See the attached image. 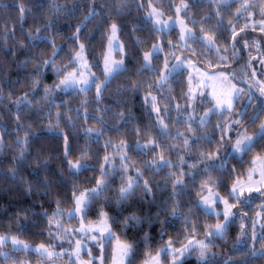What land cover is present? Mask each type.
<instances>
[{
  "label": "trees",
  "instance_id": "obj_1",
  "mask_svg": "<svg viewBox=\"0 0 264 264\" xmlns=\"http://www.w3.org/2000/svg\"><path fill=\"white\" fill-rule=\"evenodd\" d=\"M186 1L189 7L182 16L187 24L198 32L203 28L214 33L219 51L209 50L198 39L182 48L178 45L177 29L159 33L147 19L149 4L165 14H173L172 6L181 0H0V138L3 142V151L0 152V235L35 245L52 244L56 239L49 219L57 212L58 205L62 214L74 206V193L95 187L106 154L112 160L108 167L110 175L106 178L110 188L89 205L83 222L98 221L101 209L107 213L109 227L114 234L103 246L107 260L112 254L114 241L119 240L134 246L133 255L129 258L132 264H145L149 255H154L166 241L182 244L189 238H204L208 227L221 219L206 213L200 206L201 194L205 192L201 186L209 180L215 182V187L212 183L208 187L232 202L228 192L237 179L246 175L252 159L264 155V137L254 141L255 147L251 151H245L239 157L228 156L222 169L219 167L220 159L201 162V154L214 153L218 157L222 145L234 141L243 131L254 133L264 119V103L256 98L257 87L250 79L252 67H248L249 62L252 65L264 58V34L251 31L249 26V30L241 35L259 41L260 52L256 47L245 48L242 43L236 51L231 47L228 22L232 21L237 28L249 24L252 16L249 13L253 7L247 11L241 9V15L237 17V10L244 0ZM21 7L25 9L23 19L20 18ZM93 9L94 15L89 16ZM86 16L88 20H85ZM112 22L119 28L125 67L109 79L100 102L96 101L94 87L87 93L57 89L55 85L74 56L73 49L78 48V43H73L72 39L78 26H82L79 43L85 44L86 59L98 80H103L102 55ZM30 33L32 39H29ZM159 39L165 54H169L171 47L176 54L192 59L199 68L223 71L242 86L244 92L239 95L230 114L231 120L241 116V124L233 123L229 139L225 136L224 124L220 122L222 115L212 114L204 125L198 122V117L208 105L204 98L197 99L195 117L189 115L185 71H179L160 83L163 54H157L153 59V71L141 70L144 52ZM54 47L59 49L55 56ZM221 56H226L227 60H221ZM49 59L55 64L40 69L41 83L33 91L31 77L40 61ZM243 79L253 88L245 86ZM134 83L139 85L136 89L131 87ZM45 87L52 89L50 94L46 95ZM25 93L31 104L17 106L14 102ZM153 96L158 113L153 110ZM85 99L88 101L86 111L82 107ZM86 114L88 119H85ZM17 115L21 117L19 124ZM101 117L103 124L97 122ZM88 128L93 131L86 132ZM137 129H142L146 135L137 134ZM97 131L101 133L99 136ZM178 133L183 135L178 136ZM25 135L28 137L26 151L25 145L17 143L18 140L23 141ZM65 136L71 146V159L81 158V163L87 167L70 171L64 155ZM184 137L188 138L187 145L183 144ZM149 139L155 140L159 147H144ZM121 141L124 142L123 148L120 147ZM138 143L140 147H137ZM22 151L24 159L20 161ZM125 154L127 163L135 167L121 169L120 157ZM161 154L173 166L154 171V158L155 164L161 163ZM181 157L185 161L183 164ZM176 166L186 175L182 191L175 197L177 206L173 215L172 184L167 177L170 172L178 171ZM137 169L153 185L151 195L146 196L138 188L133 197L118 205L116 201L122 177L125 180L128 176L135 177ZM29 187L30 192L26 191ZM241 200L250 202L233 209L234 212L243 209L241 216L233 218L235 222L230 224L225 239L213 240L214 255L206 264H225V261L228 264H264V225L261 232L257 226L254 230L252 227L260 210L264 223V196L256 192L249 196L246 192ZM133 214L140 217L141 222L125 225L124 218ZM241 217L247 238L237 242ZM63 223L75 226L77 219L71 218ZM255 231L257 238L254 240ZM73 234L78 235L76 232ZM4 251H8L10 256L5 257ZM253 251L257 254L252 255ZM31 257L39 258L34 254L13 251L9 245L0 246V264L21 262ZM180 264H200L198 253L193 251Z\"/></svg>",
  "mask_w": 264,
  "mask_h": 264
},
{
  "label": "snow or ice",
  "instance_id": "obj_2",
  "mask_svg": "<svg viewBox=\"0 0 264 264\" xmlns=\"http://www.w3.org/2000/svg\"><path fill=\"white\" fill-rule=\"evenodd\" d=\"M95 2V0H93ZM149 7H152L151 4ZM189 5L188 3L185 2V0H181L180 5L176 8V12L179 15V13L184 10L188 9ZM249 7H254L253 5H249L246 0L241 3V8L237 10V17L241 15V9L247 11ZM25 9L23 7L20 8L21 12V19H23V13ZM220 13L217 12V15ZM94 15V9L89 12V16ZM149 18L154 20V23L158 27V30H163V26L167 24L166 21H163L161 19L162 17V12L158 11L155 7H152V11L149 12ZM249 16H251V13H249ZM260 19L259 21H253L251 24V31H259L261 34H264V8L261 9L260 11ZM88 16L85 17V20H88ZM179 23L181 24V40H185L187 37L188 39L192 38V29L188 28L187 25L184 24L183 20H180ZM220 22H218L219 24ZM258 25V26H257ZM81 27L78 26L75 30V34L73 39V43H78V48L73 49L74 51V56L69 60V64L65 66L64 69V74L63 77L59 80L58 84L55 85V87L61 91L67 90L69 87H75L76 85H81L79 88V91L81 93H87L88 90L92 87L96 89V101L97 103L100 102V97L103 95V91L106 88L109 79L112 78L116 73L121 72L124 70V59L123 56H121L120 59H115L112 56L113 51H117L120 53L124 52L123 45L119 43L118 41V32L119 28L117 23L112 22L108 28V36H107V52L103 53L102 58L104 61V75L105 79L103 81L98 80V78H95V75L91 73V69L89 67L88 61L85 56V44L84 43H79L80 41V32H81ZM228 27L231 31V36H230V41H231V47L235 49L236 51H239L238 45L243 44L245 48L247 47H256L257 52H260V47H259V41H253L251 38L242 36L241 33H245L247 30H249V25L246 23L243 27L237 28L236 25L232 23V21L228 22ZM201 32L203 35L199 37V39L202 41V43L206 44L207 48L209 50L216 49V51H219V49L216 47L217 45V38L214 33H210L206 31L205 29H201ZM11 35V33H10ZM239 37V39H237ZM7 38V37H6ZM33 36L30 33L29 34V39H32ZM57 51L59 49H55L53 51V56L56 55ZM163 51V48L161 47L160 44H154L152 47L148 50L145 51L143 54V61L144 63L141 65V70L142 71H153L151 65L152 61L154 58H156L157 53ZM225 51H227V46L225 47ZM193 55H195V50H192ZM251 55V54H250ZM178 63L174 64L169 68L168 61H165L164 64V73L160 76L161 80H166L167 75H169L171 72L178 70L180 67L183 66L184 61L180 60L179 57L176 58ZM221 60L226 61L227 57L226 56H221ZM252 59H256V57H252ZM261 64H264V58H261L259 61ZM189 63H191L189 61ZM55 61L54 60H42L40 63L37 65V70L36 73L33 77H31L32 80V89L35 91V89L40 85V76H41V68H46L51 65H54ZM78 65V67H76ZM248 67H252L251 63L249 62ZM87 72V75H86ZM57 73L60 74V70L57 69ZM255 72L253 71L252 75L255 76ZM220 75H224L221 73ZM91 77V79L89 78ZM216 77L215 73H210L209 78L214 79ZM139 85L137 84H132L131 87L132 89H136ZM151 87V85L149 86ZM52 91L51 88L45 87V93L50 94ZM191 91V89H189ZM261 95H264V87L260 89ZM238 95V93H237ZM2 99V97H0ZM155 97H152L153 101V110L156 111L157 113L159 112V109L155 105ZM14 103L17 104V106L23 104L25 106L31 104V100L28 99V94L25 93L23 97H21L19 100L15 101ZM222 103L227 104V108L231 110L232 108V103L231 100L227 101H218L217 102V107H220ZM88 101L87 99L82 101V107L85 108L87 107ZM179 107V106H178ZM100 111H104L103 109H100ZM211 111V110H210ZM77 115H79V110L77 111ZM117 115L122 116V113H117ZM242 115V114H241ZM208 116V113L204 114V117L201 118V124L203 125L206 123L205 118ZM89 117L87 114L85 115V119H88ZM92 119H96V117H91ZM18 124L21 122V117L17 115L16 117ZM98 123L103 124V118H99L97 121ZM160 123L163 125V121L160 120ZM233 123L235 124H241L240 120H234ZM166 127V125H164ZM86 132L91 133L93 131L92 128H88L85 130ZM137 134H145L143 133L142 129H137ZM191 131V129H189ZM101 133L97 131V136H99ZM182 133H178V136H182ZM261 137H264V124L260 125V132L257 134ZM223 140V137H221ZM211 142V141H209ZM18 144L22 143L25 145L24 151H26V146L28 144V137L25 135L23 141L18 140ZM189 143L188 138L184 137L183 139V144L187 145ZM149 145H154L155 147H159V144L156 143L155 140L149 139L147 144L144 145V147H148ZM120 147H124V142L121 141ZM137 147H140L139 143L137 144ZM155 147L153 148V151H155ZM255 147L253 143V137L247 136V135H242L239 138L236 139L235 141V146H234V151L236 152H245V151H251L252 148ZM3 151V142L2 138H0V152ZM24 151L21 152V155L19 157L20 161H23L24 159ZM217 152H219V149H217ZM71 146L68 142V137H64V155L67 160V163L69 164L70 171L75 170L79 171L80 169L87 167V165H84L81 163V158L76 159L73 161L71 159ZM86 155V154H85ZM121 159V169L122 170H127L129 167H135L134 165H130L127 163V155H122L120 157ZM206 159H220V164L219 167L222 169L225 167L226 162H227V155L224 157L220 158L217 157L214 153H202L201 154V162H203ZM259 159V158H258ZM160 160L161 163L155 164V158L153 162V168L155 170H160L165 167H172L171 161L167 160L164 158V156L161 154L160 155ZM185 163L183 160V157H181V164ZM255 163V161H253ZM112 160L110 157L106 154L104 156V161L103 164L101 165V170H100V177L96 180L95 187L89 188L84 191H80L78 193L73 194V199H74V208L73 211L69 213V217H74V215L79 214L83 219L85 218V213L88 210L89 205L98 200L101 196L104 195V193L110 188V185L107 184L106 178L110 175L108 171V167L111 166ZM177 172H170L168 174L167 180L171 182L172 184V196L170 199L173 200V215H175V197L179 194L180 191H182V186L184 185V179L183 177L186 175V173L179 167ZM190 167H195V165H191ZM208 167H214L212 165H209ZM206 170V169H205ZM15 168L12 169L13 176H15ZM255 171V169H253ZM141 181L143 183L141 184ZM212 183L213 187H215V182L213 181H208L205 184H203L201 187L207 188L208 195H203L201 194V201L203 206L205 207L206 211L208 209H211L215 211L214 205L217 203H221L224 205V210L222 213L216 212V216L220 217L222 215L223 219L222 222L218 220L217 223L214 225H211L208 227L207 231L205 232V240H191L189 239L186 244H183L182 246L176 247L172 244L171 241L168 242V244L165 246V248L161 249L160 252H157L155 256H152L151 254L149 255L148 260L145 261V264H160V257L162 254L165 255V258L167 257V253L169 250H171L172 254V261L171 264H180V261L182 258L189 252L195 251L198 253V258L200 261V264H206L207 261L210 260V258L214 255L212 253V247L214 246L213 240L216 238L220 239H225L228 228L230 224H233L235 220L233 219L234 217H240L241 212L243 209H241V212H233L232 209L236 208L237 205L243 204L247 205L250 201L248 200H241V197L244 195L245 191L248 192L249 196H251V193L256 192L259 193L261 196H264V171H261V179L259 182L260 186H257L256 184L252 183V176L251 173L249 174V183L248 184H243L240 181H236L230 191L228 192V196L231 199V203L229 202L228 199H224L220 197L218 192H214L212 187H208V184ZM141 189L146 196L151 195L153 191V185L151 184L150 181L144 179L143 173L137 169L136 170V175L135 177L133 176H128L127 179L125 180L123 177L121 179V186L118 189V198L116 203L122 204L125 201L129 200L131 197L134 196L136 189ZM26 191L30 192L31 187L26 189ZM58 215H62L59 205L57 206V212L53 214V216L49 219V224H55L56 228L58 231H84L83 228V223L81 224L80 229H64V226L59 223V221L56 220V217ZM257 216H260V213H257ZM125 225H127L129 222H134L136 224H139L141 222V218L136 216L135 214L127 216L124 218ZM99 227L96 229H89V231H96L98 232V235H93L91 236L92 240L99 241L100 244L99 246L103 248L104 244V237L105 233L108 234V238H112L114 234L111 232V228L109 227V217L106 212L101 209L100 211V220H99ZM253 230L255 229V222L253 223ZM195 235V231L192 233ZM53 238L58 239V236H54ZM247 238V232L245 231V224L243 222V219L241 217V224H240V234L237 237V242H240L241 240ZM8 237H3L0 236V246L5 245L8 242ZM11 243L14 246L16 250H28V251H34L38 253L40 256L45 257V258H53L56 257L58 254L55 251V245L49 244L45 245L41 243L39 246L32 248L31 245L25 243L24 241L12 237L11 238ZM71 243V240L69 241ZM83 245L81 244L80 240L77 239L75 242V253L78 254L81 250ZM118 250H119V260L118 264H124L125 260H127V264H132V260L129 259L134 252V246L129 243V242H120L118 240ZM62 254V253H61ZM252 255H256V252H252ZM89 256L91 254L89 253ZM79 258V257H78ZM88 264H92V260L90 259L88 261ZM225 264H228L227 261H225Z\"/></svg>",
  "mask_w": 264,
  "mask_h": 264
},
{
  "label": "rangeland",
  "instance_id": "obj_3",
  "mask_svg": "<svg viewBox=\"0 0 264 264\" xmlns=\"http://www.w3.org/2000/svg\"><path fill=\"white\" fill-rule=\"evenodd\" d=\"M185 2L187 3V1L185 0ZM246 2L249 5H253V10H251V17H250V21H249V26L251 27V24L253 21H259L260 17V11L262 8H264V0H246ZM150 5V4H149ZM180 5V3H178L177 5H173L172 9H173V14H165L164 11L158 9L157 7H155L153 4H151L152 7H155L158 11L162 12V17L161 19L163 21H166L167 24L165 26H163V30H158L159 26H156L154 23L153 19L149 18V12L152 11V7L148 6V9L146 11V17L147 19L152 23V25L154 26V28L159 32V33H168L170 32L172 29H177L178 31V45H180L182 48H185L187 46L191 45V41L194 39H198L199 41H201L199 39V37H201L203 34L201 31H197L194 27H192V25L187 24V21L185 20V18L182 16V13L184 12V10H182L179 15L176 12V8ZM256 15V17H255ZM249 17V16H247ZM180 20H183L184 24L187 25L188 28L192 29V38L188 39L187 37L185 38V40H181L180 36H181V24L179 23ZM258 26V25H257ZM200 30V29H199ZM118 35V34H117ZM118 41L120 44L121 41L118 37ZM202 42V41H201ZM154 44H160L162 47V41L161 39H159L157 42H155ZM153 44V45H154ZM206 45V44H205ZM152 47V46H151ZM163 48V47H162ZM107 45H106V50L105 52H107ZM148 51V50H147ZM169 54H165L164 50L157 53V54H163L164 58H163V66L161 69V75L164 73V64L165 61H168V65L169 68H171L172 65L177 64V57L180 58V60L184 61V64L182 67H180L178 70L171 72L169 75H167V79H169L173 74L179 72V71H185L187 74V82H188V96H189V115H191L192 117H195V112L197 111V99L198 98H204L205 99V103L207 102L208 105L207 107H204L201 115L198 117V122L201 124V118L204 117L205 113H208V116L205 118L206 123L210 120V117L212 114H219L222 115L220 118V122H222L224 124V133L225 136L229 139V137L232 135L231 134V128H233V121L230 118V114L233 113L235 104L237 99L239 98V95L241 93L244 92V89L242 88V86H239L237 83H235L233 81V79L231 77H229L226 73H224L223 71H219V70H206V69H201L199 68L192 59L187 58L185 56H183L182 54H176L174 52V50L171 49V47L169 48ZM113 58L115 59H120L121 56H123V59L125 61V54L117 52V51H113L112 53ZM189 61L191 63H189ZM260 61V60H259ZM259 61H256L254 64H252V73L253 71L256 73L255 76H253L251 74V81L253 82V84L257 87V96L256 98L260 101H262L264 103V95H261L260 89L262 87H264V64H261ZM144 63V61H143ZM89 64V63H88ZM76 67H78V65H76ZM90 67V65H89ZM124 67H125V62H124ZM152 67V65H151ZM102 71H103V80L105 79V75H104V61H102ZM91 69V67H90ZM91 73H93L95 75V73L92 71L91 69ZM210 73H215L216 77L214 79L209 78V74ZM221 73H223L224 75H220ZM87 75V72H86ZM160 75V76H161ZM63 77V76H62ZM61 77V78H62ZM60 78V79H61ZM91 79V77H89ZM95 78H97V76L95 75ZM101 80V81H103ZM166 80H161L159 78V82H164ZM81 87V85H76L75 87H69L67 88V90L64 91H79V88ZM189 89H191V91H189ZM238 93V95H237ZM227 100H231L232 103V108L231 110H229L227 108V104L226 103H222L220 107H217V102L218 101H227ZM211 110V111H210ZM242 114V113H241ZM241 116L235 120H240ZM204 123V124H206ZM203 124V125H204ZM264 124V119L261 121L260 125ZM202 125V124H201ZM260 125L258 126L257 131H255L254 133H246L245 131L241 132L235 139L234 141H230L228 144L222 145L221 147V153L218 155V157L222 158L225 155L230 156V155H235V156H241L243 152H236L234 151V146H235V141L237 138H239L242 135H247V136H251L253 137V143L254 141L260 137L259 135H257L260 132ZM259 158V159H258ZM253 161H255V163H253ZM253 169H255V171H253ZM261 171H264V155H258L255 156L252 159V165L251 167L247 170L246 175L243 178H239L236 181H240L243 184H248L249 183V174L251 173L252 176V183L256 184L257 186L259 185L260 179H261ZM235 181V182H236ZM213 189V188H212ZM214 192L215 189H213ZM247 191H245L246 193ZM204 195H208V191L207 188H205V192ZM220 195V194H219ZM220 197L227 199L223 196L220 195ZM230 202V201H229ZM231 203V202H230ZM200 206L202 207V209L210 214L213 215L215 217L216 216V212H220L222 213L224 210V205L221 203H217L216 205H214V209L215 211L208 209L206 211L205 207L202 204V201L200 199ZM74 206L68 210L67 212H65L64 214L60 215L59 218H57L56 220L59 221L60 224H62L64 226V229H80L81 228V224L83 223V228L84 231H75L76 233H78V235L73 234L72 231H58L56 228L55 224L53 225L54 228V236H58L59 238L52 241V245H55V251L58 254L56 257L53 258H45L40 256L38 253L34 252V251H28V250H16L14 248V246L11 243V238L12 237H8V236H3V237H8V242L5 245H9L11 247V249L13 251H22L25 253H30V254H34L36 255V257L39 258H28L25 260H22L21 262H11L8 264H88V261L91 259L92 260V264H118V260H119V250H118V240L114 241V246H113V251L112 254L110 255V258L107 260L104 255H103V248H101L99 246L100 242L99 241H95L91 239V236L93 235H98V232L92 230L89 231V229H96L97 227H99V220L96 222H92V223H84L82 221V218L79 214L74 215V217H69V213L73 211ZM232 211L234 212V210L232 209ZM257 213H260V216H257L254 219L255 222V227H258V232H261L262 230V226L264 225V223L262 222V213L261 210L258 211ZM221 219H219V221L222 222V215L220 216ZM71 218H75L77 219V225H72V224H64L63 221L64 220H69ZM218 222V221H217ZM253 222V223H254ZM112 232V231H111ZM2 236V235H0ZM257 238V232L255 231L253 233V239L255 240ZM79 239L81 244L83 245V247L81 248L78 257L77 254L75 253V242L76 240ZM108 234L105 233V237H104V241L103 244L105 242H107L108 240ZM191 240L197 241V240H205L206 237L204 238H189ZM187 239V241L189 240ZM71 240V243H69V241ZM184 242L182 244H175L172 243L174 246L179 247L182 246L183 244L187 243ZM25 242V241H24ZM121 242V241H120ZM169 241H166V243L159 248V250L157 252H160L161 249L165 248V246L168 244ZM29 245L32 246V248H35L37 246H39L40 244H31L28 242H25ZM61 243H64L61 244ZM60 244V246L58 245ZM4 246V245H3ZM92 249H99V251L95 250L93 251ZM156 252V253H157ZM62 253V254H61ZM89 253L91 254V256H89ZM156 253L152 256H155ZM192 252L187 253L182 260L180 261V263L191 254ZM3 255L5 257L10 256V253L8 251H4ZM172 254H171V250L168 251L167 253V257L165 258V255L162 254L160 257V264H171L172 261ZM127 260H125L124 264H126Z\"/></svg>",
  "mask_w": 264,
  "mask_h": 264
},
{
  "label": "flooded vegetation",
  "instance_id": "obj_4",
  "mask_svg": "<svg viewBox=\"0 0 264 264\" xmlns=\"http://www.w3.org/2000/svg\"><path fill=\"white\" fill-rule=\"evenodd\" d=\"M242 82H243V84H244L245 86L250 87V88H253L252 84L249 83L247 80H244V79H243Z\"/></svg>",
  "mask_w": 264,
  "mask_h": 264
}]
</instances>
